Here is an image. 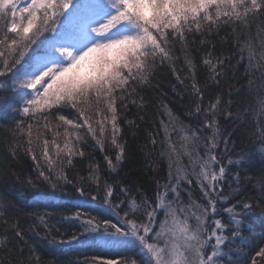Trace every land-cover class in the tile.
Wrapping results in <instances>:
<instances>
[{
	"label": "snow or ice",
	"instance_id": "6c2138e0",
	"mask_svg": "<svg viewBox=\"0 0 264 264\" xmlns=\"http://www.w3.org/2000/svg\"><path fill=\"white\" fill-rule=\"evenodd\" d=\"M0 121V264H264V0H0Z\"/></svg>",
	"mask_w": 264,
	"mask_h": 264
},
{
	"label": "trees",
	"instance_id": "16d2710c",
	"mask_svg": "<svg viewBox=\"0 0 264 264\" xmlns=\"http://www.w3.org/2000/svg\"><path fill=\"white\" fill-rule=\"evenodd\" d=\"M157 80L160 82L159 91H167L169 93V99H175L173 96V93L171 92L170 86H169V81L174 83V79L170 76V74L166 70L162 71L158 75ZM149 95L155 97L157 95V91L153 89L149 92ZM5 103H12V101L9 100V101H6ZM183 103L184 102H181L178 99H176L175 107L178 110L183 111ZM8 126L9 125L6 122L0 121V156H2L7 151V145L4 144L3 141L5 139V133H6ZM224 126L228 127L229 130H231V126H229L228 124H225ZM239 135L240 134L238 133V136ZM246 140L247 138L245 136L243 140H237V144L239 145L241 143H244L246 149L249 151L250 160H249L248 167L250 169L258 168L261 165V161L259 157L256 156L251 151V148L247 146ZM135 143H143V141L138 140V141H135ZM125 174H130L132 178L139 179V181L143 184L144 188L148 190V194L151 195V189L154 187V184H153L154 177L150 171L142 169L140 157L138 153H134L133 155L129 157L128 161H126L122 175H125ZM162 174L163 173H161V175ZM12 184L13 182L11 180L0 181V191H3L5 188H7L8 191H12V187H11ZM28 191L32 192L35 190L29 189ZM58 195H63V194H58ZM68 195H71L70 188L68 189ZM39 199L40 198L38 196L35 198V200H39ZM27 202L33 203L34 200L32 197H29ZM52 203L56 205H68L72 203V201L68 198V196H65L64 199H56L52 201ZM60 210L61 209H57L56 211L59 212ZM57 221H60V223H57V227H60L61 231H67L66 228L61 227V224L64 222L60 220L59 215L56 216L53 222L55 223ZM25 226H27V224ZM36 239L39 240V238H36ZM40 247H43V245H40Z\"/></svg>",
	"mask_w": 264,
	"mask_h": 264
}]
</instances>
